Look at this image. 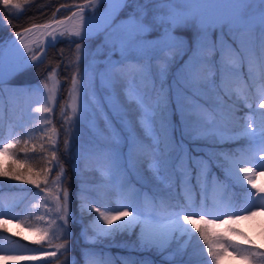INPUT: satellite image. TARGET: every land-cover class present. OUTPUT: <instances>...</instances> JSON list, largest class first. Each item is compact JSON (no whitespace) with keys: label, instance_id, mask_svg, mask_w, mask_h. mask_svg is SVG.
I'll return each instance as SVG.
<instances>
[{"label":"rangeland","instance_id":"374dc122","mask_svg":"<svg viewBox=\"0 0 264 264\" xmlns=\"http://www.w3.org/2000/svg\"><path fill=\"white\" fill-rule=\"evenodd\" d=\"M9 3L19 4L20 7H5L4 0H0V28L9 24L10 16L21 18L20 14L27 7L29 9L39 5V9L36 10L44 20L28 24L12 33L0 29V45H3L4 51L17 37V33L22 32L25 27L58 21L70 11L72 13L82 5L89 4L88 0H9ZM32 3L33 6L30 5ZM101 7L102 5L97 9ZM135 8V4L125 7L119 13L116 22L126 19ZM146 8L147 19L151 20L156 5L149 3ZM50 9L51 11H47ZM176 34L185 35L181 30H177ZM158 35V32H151L146 39L151 43ZM56 41L60 46L69 49L68 58L63 60L61 55L56 53L53 65H39L42 59L17 72L15 78L5 80L3 86L4 93L0 98V140L7 141L13 137H22V139L21 143L12 150L18 154L17 156L0 155V167L5 171H18L25 177L37 179L40 187L37 188L26 181L0 176V210L5 213L4 216H0V221L8 219L9 216L18 217L4 223L0 228V264H85L86 259H89L91 264L89 256L91 253L105 264H207L211 258L207 256L203 242L198 240V233H195L191 242L187 237H180L177 234L178 238L169 248V252L175 253L174 260L165 259L155 250L141 248L136 225L130 232L125 229L114 231L111 237L100 233L101 228L116 229L117 225L132 220L135 215L132 213V208L140 213L151 212L152 208L147 203L146 197H165L172 202L186 203L189 211L209 212L210 215L205 219L216 217L215 222L206 225L201 223L199 226L206 228L212 237L223 238L224 241L236 245L227 234L238 223L234 218L230 220L225 213L264 209V200L256 196H248L249 191L264 190V174L260 173L259 167L253 177L256 188L253 189L247 181H244V185L249 187L240 190L243 202L235 205L227 193L232 188L231 180L226 179L224 168L217 166L218 164L226 166L225 155L238 156L244 149L246 141L238 135H230L229 132L234 129L241 130L245 121L218 118L217 127L224 135L207 138H194L188 135L187 118L177 108L180 101L175 81L182 63L178 61L170 68L167 76V84L171 85L167 111L169 133L181 144L186 156L197 161H207L208 170L216 180L209 179L206 186L201 177L198 183L195 179V170L192 169L193 178L189 183L187 175L181 176L178 172L173 173L170 170L165 173L167 180L162 183L152 171H149L147 161L127 171L121 168L118 171L114 170L109 176H103L95 162L87 159V153L101 139L98 130L104 127L103 116L106 114L115 128L125 125L127 129L125 135L127 131L135 129V134L142 136L141 129L137 126L139 112L136 104L127 102L121 84L117 83L114 88H106L101 78V72L109 60L115 61L120 55L118 52L110 53L106 46H102L103 37L96 33H93L92 38L88 40L66 33ZM77 44L80 46L79 60H77ZM32 48L28 53L29 57L39 47L34 45ZM240 71L245 74L247 80V66L242 67ZM255 72L256 69H253V73ZM74 75L80 81L79 87L87 91L89 101L86 115L80 119L75 131L70 127V122H66L67 117L72 115L71 84ZM236 83L238 84L239 81ZM45 84L48 88L54 89L56 95L55 104L48 105L53 108L50 114L35 112V108L44 106L47 102L49 92ZM250 91V102L256 105L257 113H264V108H259L257 104L258 101L264 102V100L259 99L255 88ZM221 95L218 86L216 89L202 93L201 103H205L213 111H219L220 108L227 109L233 103L235 96L233 100L227 97L220 100ZM94 99L104 104L103 112L95 111L92 103ZM246 112L248 109L241 107L237 116H243ZM44 116L50 117L47 123L42 119ZM253 125L254 129L261 127L259 115L253 120ZM65 141L68 142L67 146ZM121 148L123 151L119 163L124 165L127 147L122 144ZM246 155L252 158L254 163L259 164L258 149ZM188 163L191 168V161ZM240 175L243 176V173ZM121 182L127 184L129 189L138 192L139 199L129 200L126 193L122 194L119 188ZM21 189L30 191H21ZM65 191L68 193L67 216L63 215L62 208L60 212L56 210V197H59V203L63 205ZM189 192L190 197L185 201L184 198ZM84 200L91 206H87ZM129 203L132 208L128 211L132 214L120 217L111 225L104 223L102 218L95 215L94 208L97 206L118 207ZM142 218L144 219L145 216L142 215L140 219ZM252 218L254 219L246 222L245 226L249 231L255 232L264 219L260 216ZM228 223L233 226H227ZM60 245L64 247H59ZM237 246L241 249L262 252L249 244ZM218 250L227 254L232 249ZM237 257V262L240 264L252 263L250 260H242L238 254ZM220 263L221 258L215 262V264Z\"/></svg>","mask_w":264,"mask_h":264},{"label":"snow or ice","instance_id":"6c2138e0","mask_svg":"<svg viewBox=\"0 0 264 264\" xmlns=\"http://www.w3.org/2000/svg\"><path fill=\"white\" fill-rule=\"evenodd\" d=\"M88 2L93 9L92 15L86 17L84 9L87 5L81 6L79 19L68 31L70 35L81 37L82 40L92 38L95 31L97 35L103 37L102 46H106L110 53H119V59L109 60L105 65L101 78L106 88H114L117 83L123 86L127 102L136 104L138 108L137 126L142 132V136H137L135 129H132L125 135L127 130L125 125L115 128L107 115L103 116L104 127L98 130L101 139L87 153V159L95 162L101 175L109 176L114 170L118 171L121 168L127 171L147 161L149 171H152L162 183L167 180L165 173L170 170L173 173L178 172L181 176L187 175L189 183L193 178L192 169L195 170V179L198 183L201 177L206 186L209 179L216 180L208 170L207 161H197L186 156L181 144L169 133L167 111L171 85L167 84V76L170 68L178 61H182L175 83L180 101L177 108L185 114L188 121L187 134L194 138L222 136L224 133L217 127L218 118L245 121L241 130L234 129L229 132L230 135H238L246 141L244 149L238 156L225 155L226 166L224 164L217 166L224 168L226 179L240 186L247 181V184L255 189L253 177L257 174V167L260 173L264 174V113H257L256 105L250 102V90L255 88L259 99L264 100V0H106L109 8L101 14L102 19L95 29L92 27V18L102 0H88ZM149 3L156 5L151 20L147 19L146 6ZM130 4L136 5L135 10L129 13L126 19L117 23L119 13ZM178 4L181 6L177 7ZM4 5L20 7L19 4H10L9 0H4ZM77 15V12L72 13L73 17ZM59 23L62 24L63 21ZM44 27L51 26L44 25ZM177 30L183 31L185 35H177ZM26 31L30 32L31 29ZM54 32L55 29L48 33L53 37L52 41H49L50 47L55 46ZM151 32H158L159 35L150 43L146 37ZM60 35L63 36L64 33L61 32ZM17 36H20L19 32ZM24 47L25 50L30 51L28 44H24ZM3 51V45H0V98L4 93L5 75L11 78L30 66L25 60L10 67L5 73ZM76 51L79 60V44ZM244 66H247L248 70L247 80L245 74L240 71ZM253 69H256L255 73ZM79 85L80 81L74 75L71 84L72 115L66 119L74 131L77 130L79 121L86 115L89 106L87 91ZM218 86L222 93L220 100L224 97L233 100V96L235 99L227 109L220 108L219 111H213L205 103H201V94ZM45 88L49 92L47 102L44 106L35 108V112L50 114L53 108L48 105L55 104L56 95L54 89L48 88L47 84ZM92 103L96 112H103L102 102L94 99ZM257 104L259 108H264V102L258 101ZM241 107L248 109V112L238 117L237 113L241 111ZM116 112L118 114V109ZM257 115L261 117V127L254 129L253 120ZM49 118V116L42 117L45 123ZM21 139L22 137H13L7 141L0 140V155L17 156L18 154L12 150L21 143ZM67 143L65 141L66 146ZM122 144L127 147L124 165L119 163L123 151ZM257 149L260 154L259 164L254 163L253 159L246 155ZM188 161H191V168ZM241 173L243 176L240 175ZM0 176L26 181L37 188L40 187L37 179L25 177L18 171H5L0 167ZM184 187L187 190V185ZM119 188L122 194H127L129 200L139 199L140 194L129 189L127 184L121 182ZM21 191L30 190L21 189ZM248 196H256L264 200V190L249 191ZM189 197L190 192L184 198L185 201ZM56 200V210L60 212L62 208L63 215L67 216L68 193L64 192L63 205H60L59 197H56ZM146 201L152 208L147 214L138 212L130 203L118 207L97 206L99 218L109 225L122 216L135 213L132 220L117 225L116 229L101 228L100 233L110 234L130 228L137 223L141 229V248L155 250L165 259L173 260L175 253L169 252V248L178 238L177 234L180 237H187L191 242L195 233H198V240L203 242L207 256L211 258L207 264H215L221 258L223 252L218 249H232L242 260H250L252 264H264V253L253 249H241L224 241L223 238L212 237L206 228L200 227L201 223L206 225L215 222L216 217L205 219L210 215L209 212L189 211L186 203L172 202L165 197H146ZM129 208H132V213L128 211ZM247 211L250 215L256 214L251 209ZM113 212L116 214L113 215ZM225 214L229 219L246 218L243 213L238 212ZM4 215L5 213L0 210V216ZM142 215L145 216L143 220L140 219ZM12 219L18 217L9 216L8 219L0 221V228ZM89 256L91 264H105L96 258L94 253ZM85 264H90L89 259H86Z\"/></svg>","mask_w":264,"mask_h":264},{"label":"trees","instance_id":"16d2710c","mask_svg":"<svg viewBox=\"0 0 264 264\" xmlns=\"http://www.w3.org/2000/svg\"><path fill=\"white\" fill-rule=\"evenodd\" d=\"M33 3L30 5L33 6ZM38 7H39V5L37 7H34V6L30 7L29 9H27L28 7L25 8L27 10L24 9L23 12L20 14L21 18L19 16L18 19L16 17L10 16L9 17V24L10 25L7 24L6 26H3V28H0V29L2 31L5 29L8 32L12 33L13 31L19 30V29L23 28L24 26H27L28 24L43 21L44 17L40 18V16L38 15L39 11L36 10V9H39ZM31 8H33V9L30 12H27ZM47 11H51V9L47 10ZM28 27H30V26H28ZM28 27H25L23 30H25ZM68 50L69 49L66 48V46H60L59 43L57 42L55 44L54 48L53 47L47 48L45 55H44V58L39 63V65L54 63L55 60H53V59H55L54 55H56V53L60 54L61 58L63 60L68 58ZM12 77L15 78V76H12ZM3 177L8 178L7 176H3ZM230 185L232 188L229 191H227V193L229 195L228 197L231 199L232 203H234L235 205L241 204L243 202V199H242L243 196H242V192L240 190L247 189L249 186H246V185L240 186V185H238L232 181L230 182ZM84 201H86V200H84ZM85 203L87 206H89V207L91 206V204L89 202L86 201ZM94 209H95V215L99 216L98 212L96 211V208H94ZM255 212H256L255 215H250L246 211L242 212L246 218H239L238 219V218L233 217L235 219V221H237L238 224H237V226H234L233 228H231V232H229L227 235L229 236V238H231L233 240V242L236 245L249 244V245L259 249L260 251H262L264 253V221L262 220V222L258 225L257 230L255 232L249 231L247 229V226H245L247 224L246 222H249L252 219H254V218H252L254 216H260L261 219H264V210H257ZM142 220H143V218H142ZM239 223H241V224H239ZM135 225L137 226V235H138V237H140L141 229H140V225L137 223L133 224L132 227L125 229V231L130 232ZM227 226L230 227L233 225L228 223ZM109 229H111V228H109ZM106 235H107V237H111L112 235H114V232H110V234H106ZM237 259H238L237 253L235 251L231 250L227 254L223 253V255L221 256V263L220 264H240L239 262H237Z\"/></svg>","mask_w":264,"mask_h":264},{"label":"bare ground","instance_id":"6f19581e","mask_svg":"<svg viewBox=\"0 0 264 264\" xmlns=\"http://www.w3.org/2000/svg\"><path fill=\"white\" fill-rule=\"evenodd\" d=\"M87 5L84 9V15L90 16L92 15L93 9L90 4H84L82 6ZM102 7L100 9L95 10V15L92 18V27L95 29L97 24L102 19L101 14L105 12L106 9L109 8V3L106 2V0H102V2L98 5ZM97 6V7H98ZM77 12L78 15L73 17L72 13ZM79 12L80 8L72 11V13L69 14V17H72L69 19L66 24L63 26L60 25L59 21H53L49 22L43 25H36L33 27H28L26 29H31V31L23 30L20 32V36H17L14 41L5 49L3 56H4V68L5 73H7L8 69L10 67H14L17 63L25 60V59H39L42 54V50L45 49V52L49 46V41H52L53 37L51 35H48V33L53 32V29H55L54 35L56 37V40L61 36L60 33L63 32L64 35L66 33H69V29H72L77 20L79 19ZM44 25H50L51 27L45 28ZM95 34V31L93 32ZM55 40V41H56ZM58 42V41H56ZM24 44H28L30 51L32 46H38V50L29 57L28 53L29 50H25ZM45 55V54H44Z\"/></svg>","mask_w":264,"mask_h":264},{"label":"water","instance_id":"95a60500","mask_svg":"<svg viewBox=\"0 0 264 264\" xmlns=\"http://www.w3.org/2000/svg\"><path fill=\"white\" fill-rule=\"evenodd\" d=\"M70 12H71V11H70ZM70 12H69V13H70ZM69 13H68L66 16H64L63 18L58 19V20H60V21H63L62 24L60 23L61 26H63L64 24L67 23V21H68V17H69ZM44 53H45V49L42 50L41 57H40L39 59H36V60H34V59H25V60H27V65H32V64H35V63H38L39 61H41V60L43 59V57H44ZM25 60H23V61H21V62H19V63H17V64H21V63H23ZM17 64H16V65H17ZM16 65H15V66H16ZM4 79H5V80H8L9 77H8L7 75H5V78H4Z\"/></svg>","mask_w":264,"mask_h":264}]
</instances>
